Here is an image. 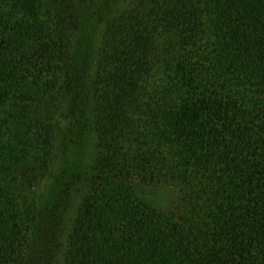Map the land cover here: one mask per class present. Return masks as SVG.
I'll use <instances>...</instances> for the list:
<instances>
[{"label": "trees", "instance_id": "obj_1", "mask_svg": "<svg viewBox=\"0 0 264 264\" xmlns=\"http://www.w3.org/2000/svg\"><path fill=\"white\" fill-rule=\"evenodd\" d=\"M0 264H264V0H0Z\"/></svg>", "mask_w": 264, "mask_h": 264}, {"label": "rangeland", "instance_id": "obj_2", "mask_svg": "<svg viewBox=\"0 0 264 264\" xmlns=\"http://www.w3.org/2000/svg\"><path fill=\"white\" fill-rule=\"evenodd\" d=\"M65 126H66V120L64 117H62L60 123L58 124V128H57L58 142L61 141L63 138ZM50 181H51V176L49 175L41 181L37 189L36 194L39 198L41 208L45 206L44 201H45L47 190L50 185ZM139 194L143 196L145 199H148L150 201H153L161 205L167 204L173 196V192L171 190L163 189L160 187H151L147 185L141 186L139 188ZM77 204H78V197L74 199L69 209L70 216L75 211Z\"/></svg>", "mask_w": 264, "mask_h": 264}]
</instances>
